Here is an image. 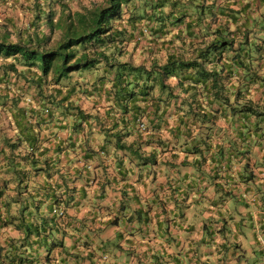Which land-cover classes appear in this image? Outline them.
<instances>
[{
  "label": "trees",
  "instance_id": "trees-1",
  "mask_svg": "<svg viewBox=\"0 0 264 264\" xmlns=\"http://www.w3.org/2000/svg\"><path fill=\"white\" fill-rule=\"evenodd\" d=\"M0 81V264H98L131 229L161 248L138 264L199 263L180 244L263 254L240 250L219 202L186 223L177 158L200 156L203 179L214 156L220 199V160L264 170V0H0Z\"/></svg>",
  "mask_w": 264,
  "mask_h": 264
},
{
  "label": "crops",
  "instance_id": "crops-1",
  "mask_svg": "<svg viewBox=\"0 0 264 264\" xmlns=\"http://www.w3.org/2000/svg\"><path fill=\"white\" fill-rule=\"evenodd\" d=\"M210 155L211 152L207 154L208 157ZM184 156L185 154L181 153L177 160L183 158H186L188 160L187 165L183 168L187 171L188 174L186 177L187 179L185 180L187 195L185 196L186 201L184 205V211L187 212L188 217L186 223H197L201 217L212 220L210 216L215 213L214 210H216V207L219 206V202L222 208L218 207L217 209L224 211L223 215L229 219L228 222L231 226L229 232H231L234 228V221L241 222V231H238V233H236L238 235L236 242L239 243L240 250L245 249V251L248 253L252 251L253 247L258 246L262 250L263 254H261V257H255V259L251 257H242L241 259L237 260L228 257L230 251L233 248L231 247L233 246V244L231 245L229 243L228 246H231L229 247L228 251L224 252L226 256L225 258L215 257V253L213 250L215 248L214 245H211L210 247H204L203 245H200L198 248H194L195 246H192V244H190V246L180 244V247L178 249H182V247H184L183 250H185L186 247H189L192 249V251L197 249L200 252L204 253L198 259L199 263L197 264H264V227L262 226L261 220L264 215V208L262 203V196L264 195V170H255L256 176L249 181H245L244 178L240 177L237 174V168H239V163H237V161L231 160L229 163H225V160H220L219 164H223L225 170H227V174L231 175L234 181L233 183L226 182V185L224 186V192L226 193L221 196L222 199H220L221 194L213 190L211 179H208V176L206 175V172H208L212 168V164L214 166L216 165V163L213 162L214 156H211L210 159L206 160V163H204L202 166V170L205 173V175L203 174V179L195 178V174H193V172H195L196 170L192 168L194 165L193 162L197 161L199 158L201 159V157L194 154H189L187 157ZM59 157V165H63L66 161V156L62 153L61 155H59ZM86 168L90 169L91 167L90 165H86ZM135 178L136 172L131 174L130 181L135 186L134 188L137 193L138 201L143 202L150 197V194L149 192H147V188L145 190L142 185H139L134 181ZM38 179H40V176H38ZM164 194L166 193L161 191V196H164ZM5 199H7V196L4 194L0 199V202L5 201ZM212 199L214 202L216 201V205L209 208ZM198 211H200L201 213L203 212L202 215L198 214ZM195 230L193 232H190L191 237L194 236L196 239H199L202 231ZM111 232L112 230L106 231V233ZM129 233L131 235H128L127 238L132 241L128 240L125 245L122 243L123 247L126 249L125 252L120 253L115 250L112 251V253H109L110 250H107V252L104 253L105 259H98L97 263L138 264V257L144 259V257L149 256V253L151 251L161 250V248L159 247L160 244L148 242V237L145 239L139 238L138 236H136L137 233L133 231V229H131ZM184 233L186 234V232ZM65 241V245H69V239L65 238ZM164 248L168 250L166 246ZM39 250L40 253H44L46 251L44 247H41ZM126 252L131 253L127 255ZM249 254L250 253H248V255ZM82 264H85V262H82Z\"/></svg>",
  "mask_w": 264,
  "mask_h": 264
},
{
  "label": "rangeland",
  "instance_id": "rangeland-1",
  "mask_svg": "<svg viewBox=\"0 0 264 264\" xmlns=\"http://www.w3.org/2000/svg\"><path fill=\"white\" fill-rule=\"evenodd\" d=\"M11 13V12H10ZM11 14H13V16H15L16 18H15V20H16V22H17V26H20V23L22 22V18H20V16H19V14H18V12H13V13H11ZM3 21V20H2ZM14 38V36H12V37H10V39H13ZM20 67V66H19ZM4 78H11V76H7L6 77V75L5 76H3ZM10 82H12V79H11V81ZM2 83H4V82H1L0 81V89L2 88V86H3V84Z\"/></svg>",
  "mask_w": 264,
  "mask_h": 264
}]
</instances>
